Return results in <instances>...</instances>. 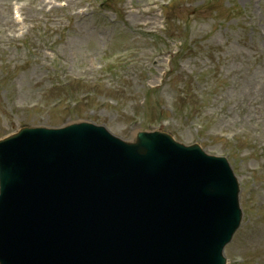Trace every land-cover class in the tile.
I'll return each instance as SVG.
<instances>
[{
    "label": "rangeland",
    "instance_id": "rangeland-1",
    "mask_svg": "<svg viewBox=\"0 0 264 264\" xmlns=\"http://www.w3.org/2000/svg\"><path fill=\"white\" fill-rule=\"evenodd\" d=\"M7 2L9 0H0ZM41 1H54V0H41ZM133 1L139 0H127V3H132ZM148 4L155 3L156 0H146ZM198 1V0H197ZM190 2V3H180L179 6L175 5V10L170 11L172 16H179L184 21L191 25L192 33L185 34L184 31H181L178 35L180 37H186L187 40L190 41L191 46L188 53L183 54L182 61L189 68L195 69H209L213 72L214 70H219L226 75H229L231 78V84L228 87V90H231L233 104L238 106L236 102L243 101L244 96L242 93L247 94V98H249L248 103L243 104V106L238 107H247L250 106L252 108H258V116L259 119L257 121H264V98L263 95L258 98L259 102H257V98L252 100V94L259 96V89L255 87V81H242L239 82L240 74L237 73L236 62L231 61L229 57L233 60L237 58L238 60L241 58L243 54H248L249 51L247 49V45L245 44L247 36L243 32V27L241 25V21L239 20L238 15L236 14V6L237 4L247 5L250 3L249 0H218L217 2H211L209 4H202L199 2ZM69 7H74L76 2L72 0H67ZM141 1H139V6L134 9L132 6V11L130 13L132 19V25H135L139 20L141 22L143 17L149 18L154 23H157L156 19L157 13L152 10V6H142ZM262 4V0H259V5ZM263 7V6H262ZM179 8V9H177ZM176 14V15H175ZM255 14H257V20H255ZM261 15V17H259ZM103 18L96 17L93 20H88L81 27H79V31H73L71 36L69 37L70 45L65 47L63 44L59 46L60 51L64 54V59L68 61L70 64L78 65L82 59L84 52H90L94 56L97 55L99 48L103 45L105 38L108 36L109 28L103 25ZM247 24L250 25L251 30L256 28L258 31L259 27H262L264 30V10L262 8L254 13L252 16L248 17ZM131 25V26H132ZM250 30V31H251ZM120 31L125 34L127 37V44L130 43L131 35L123 30V25H119L116 27L115 32ZM114 30H111V36ZM159 38L157 44L163 45L164 41L167 42L166 38H162L159 35H156ZM252 38L259 39V35H251ZM218 43H222V46L225 47L224 56L220 55L218 50L216 49V45ZM153 44L151 38L148 41L144 40L140 44V47H148V45ZM155 44V43H154ZM31 74L33 79L37 78L38 72L34 67L29 68L27 71H23L19 74L17 81L20 84V87L23 89V93H20L18 96L14 94V96H8L3 94V97L0 95V135L3 133H11V131H15L20 127L18 124V119L16 117V113L13 111L12 100H19L20 103L32 102L34 99H38L42 94L39 92L37 95V89L30 88V83L32 82ZM233 74V76H231ZM152 82V81H151ZM155 82V80H154ZM176 84V81H173L169 86H167V91L174 90L173 86ZM24 87V88H23ZM137 85H132L129 89V92L136 93ZM170 88V89H169ZM6 89L9 91V84H7ZM261 90V85H260ZM9 94V92H8ZM255 96V97H256ZM49 102V99L46 100ZM130 108L129 105L126 106ZM20 118L25 117L28 119L27 123L29 125H56L49 122V118L40 120L39 122L35 121L30 113L21 112L17 113ZM84 115V117H82ZM90 115V114H89ZM82 118V119H80ZM99 118L106 122V126L115 134L122 135L127 139H132L134 135V130L123 131L124 129V121L118 120L116 116H113L111 112H102L99 115ZM52 121L57 119V116L50 117ZM88 120L86 117L84 109H81L78 113V116H71L69 118H65L63 122L74 121V120ZM61 122V123H63ZM99 122V123H98ZM96 122L97 124H103L100 121ZM10 124H15L14 126H10ZM105 124V123H104ZM103 124V125H104ZM109 124V125H108ZM2 125H4L5 129H2ZM263 129V128H261ZM10 131V132H9ZM186 133V132H185ZM183 133V135H185ZM124 134V135H123ZM263 135V133L261 132ZM186 138H188L186 136ZM206 149L208 152H223L220 147L215 145H207ZM247 153L246 150L243 151ZM264 160V159H263ZM255 165H261L262 171H264V163L259 160H254L249 162L250 167H254ZM236 172H244L246 176L242 179L243 183V191L241 195V199L243 201L242 207H244V200L247 195L250 196V204L252 206L251 218L255 220L254 224L250 227L248 226V231L242 230L238 234V241L233 243L228 251L227 256L230 259L237 257L240 258L239 261L245 260V263L249 260L250 257L257 252L264 254V177L259 174L253 175V181H249L247 176H250V171L248 168H241L236 166ZM251 175V176H252ZM264 175V174H263ZM247 189L244 188L245 183ZM253 184V186L251 185ZM244 212V210H243ZM245 216V214H244ZM243 216V219H244ZM250 234V242L252 241L251 249L246 251L244 249V242L242 237L245 234ZM240 241V243H239ZM236 245L235 248H233ZM248 250V249H247ZM238 253V254H236ZM241 257L243 259H241ZM264 260V258H263ZM237 262V261H236ZM230 264V262H229ZM231 264H234L231 262Z\"/></svg>",
    "mask_w": 264,
    "mask_h": 264
}]
</instances>
